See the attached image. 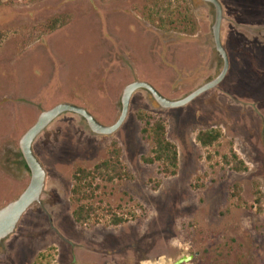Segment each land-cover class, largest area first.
<instances>
[{"label":"rangeland","instance_id":"374dc122","mask_svg":"<svg viewBox=\"0 0 264 264\" xmlns=\"http://www.w3.org/2000/svg\"><path fill=\"white\" fill-rule=\"evenodd\" d=\"M2 2L0 31L8 35L0 44V208L30 181L19 141L43 110L72 103L112 125L129 83L149 82L179 100L223 67L214 8L200 0ZM220 2L230 59L224 81L178 109H162L137 91L111 136L93 134L77 115L58 118L33 146L47 170L42 203L0 244V264H174L183 256L192 257L185 264H264V0ZM54 19L64 24L39 34ZM141 112L165 120L179 153L176 176L142 162L153 144L141 133ZM211 128L222 138L204 148L197 135ZM113 148L134 179L102 184V197L128 222L79 226L72 174L106 160ZM233 152L248 171L224 164ZM236 184L240 198L232 196Z\"/></svg>","mask_w":264,"mask_h":264},{"label":"trees","instance_id":"16d2710c","mask_svg":"<svg viewBox=\"0 0 264 264\" xmlns=\"http://www.w3.org/2000/svg\"><path fill=\"white\" fill-rule=\"evenodd\" d=\"M0 4L3 5L2 0ZM60 19H54L39 29V34H50L63 25ZM8 33L0 31V44L6 40ZM29 44V43H28ZM138 120L143 123L141 133L146 140L153 144L150 155L143 156L142 162L146 165H161V173L165 176L174 177L179 167V153L177 146L168 139L167 126L162 118L153 117L150 114L138 113ZM222 138L219 128L201 130L197 135V141L204 148L213 147ZM224 164L232 171L242 173L248 171L243 160L236 152L232 156H224ZM26 167V164H25ZM27 168V167H26ZM133 175L126 170L121 159L120 150L113 148L108 158L91 169L78 167L72 174L73 186L70 201L73 205L72 217L74 222L83 227H93L107 221L111 227H119L128 222V218L119 215L115 208L107 204L102 195V184H113L115 181L133 180ZM160 182H157L159 185ZM232 196L240 198L242 186L236 184ZM262 193L256 190V205L261 210ZM253 206H250V209ZM132 218L136 219L135 216Z\"/></svg>","mask_w":264,"mask_h":264},{"label":"water","instance_id":"95a60500","mask_svg":"<svg viewBox=\"0 0 264 264\" xmlns=\"http://www.w3.org/2000/svg\"><path fill=\"white\" fill-rule=\"evenodd\" d=\"M200 1L211 5L215 11L214 24L211 30L216 53L223 62L219 75L179 100H171L165 97L149 82L136 80L129 83L122 91L120 116L112 125L102 124L86 108L72 103L63 102L48 110H43L36 122L23 134L19 141V150L30 173V181L25 190L17 198L0 208V244L15 234L22 218L34 205L42 203L46 188L47 170L34 152L33 146L37 138L62 115L67 113L77 115L85 121L93 134L97 136H111L125 123L129 115L131 99L137 91L143 90L148 92L154 102L162 109H178L187 106L202 94L218 88L224 81L230 68V59L223 45L221 35L224 21L223 5L220 0ZM191 259L192 257L183 256L174 262V264H185Z\"/></svg>","mask_w":264,"mask_h":264},{"label":"flooded vegetation","instance_id":"af4514ba","mask_svg":"<svg viewBox=\"0 0 264 264\" xmlns=\"http://www.w3.org/2000/svg\"><path fill=\"white\" fill-rule=\"evenodd\" d=\"M151 84V83H150ZM160 92V91H159ZM161 93V92H160ZM162 94V93H161ZM163 95V94H162Z\"/></svg>","mask_w":264,"mask_h":264}]
</instances>
